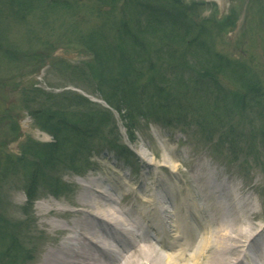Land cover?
Here are the masks:
<instances>
[{"label": "trees", "instance_id": "1", "mask_svg": "<svg viewBox=\"0 0 264 264\" xmlns=\"http://www.w3.org/2000/svg\"><path fill=\"white\" fill-rule=\"evenodd\" d=\"M91 1L90 11L106 19L110 31L81 33L85 46L82 48L94 55L89 63L93 71L109 72L100 81V92L128 127L133 128L136 118L143 116L172 126L195 127L208 142L229 151L234 160L264 157L257 150L258 144L264 148L262 81L243 61L216 49L217 37L236 22L234 12L216 20L199 18L197 2ZM44 2L50 10L65 13L76 0H0V57L6 60L2 65L13 66L19 49L17 41L2 32L3 28H10L8 17L27 20ZM5 78L0 75V84ZM68 93L51 96L30 88L21 97L22 103L38 102L35 109L26 106L54 141H29L27 150L17 157L6 154L4 159L0 154V264H17L19 257L25 254L28 258L30 252L22 243L27 231L25 222L7 216L5 192L16 180L11 175L17 174L19 167L33 169L25 177L29 202L36 198L40 185H51V192L58 194L53 177L45 174L55 164V154H67V148L73 154L71 167L75 171L86 168L91 145L101 138L103 127L113 123L108 109L95 106L80 94L72 100ZM64 99L70 102L67 104ZM79 106L83 109L79 110Z\"/></svg>", "mask_w": 264, "mask_h": 264}, {"label": "rangeland", "instance_id": "2", "mask_svg": "<svg viewBox=\"0 0 264 264\" xmlns=\"http://www.w3.org/2000/svg\"><path fill=\"white\" fill-rule=\"evenodd\" d=\"M185 1L192 2V0ZM207 2L215 3L216 7L203 10L201 17L208 16L212 12L214 14L212 18L223 20L231 8L236 10L239 17L237 23L233 27L226 28L217 37L216 49L243 61L256 72L264 87V0H207ZM91 3V0H76L72 3L74 7L63 13L55 9L50 10L44 2L27 20L19 21L14 20L12 16L8 17L10 28H3L2 32L5 31L16 40L19 49L13 66L8 63L2 65L6 60L0 57V65H2L0 75L9 79L8 82L2 81L0 84V110H3L2 115L5 116L0 117L2 158L5 159L6 154H11L13 157L23 155L22 152L27 150L25 146L32 140L29 137L39 142H48L52 139L51 134L41 131L38 127L39 124L34 120L32 110L26 106L28 102L22 103L21 97H24V93L26 94L30 88L40 89L51 96L70 91L67 95L72 100L75 94L82 96L86 94L96 98L93 102L95 106H107L100 92L102 85L100 81L109 72L92 70L89 61L85 62L90 55L84 52L82 48L84 45L80 40L81 33L86 34L99 29L110 31V24L106 26L107 20L93 15L90 11ZM41 49L45 51L39 52ZM37 51L39 53L34 55ZM32 55L34 60L26 57ZM55 57L63 60L53 64ZM13 72L16 75L11 77ZM230 83L233 85L231 81ZM99 100L101 101L98 102ZM64 101L67 104L70 102L69 99ZM37 103L28 105L35 109ZM80 107L79 110L83 109ZM17 114L21 117L18 121L20 126L17 122H11L8 117V115L16 117ZM114 114L120 138L127 142L129 149L136 154V156L132 155L131 159L118 158L115 152L105 148L97 140V144L102 147L93 152L92 169L87 174L78 176L71 167L73 154L65 146L67 154L63 151L64 155L60 156L62 153L58 151L53 158L55 164H51L49 169L45 170V174L52 176L59 191H67L66 194L56 197L48 194L47 189L42 190L40 198L32 204L27 203L24 190L27 185L25 186L24 179L33 169L29 166L19 167L17 174L11 175L16 180L5 192L7 216L25 222L27 231L22 237V243H25L30 251L28 258L24 254L23 257L18 258L17 264H40L43 253L47 251L46 248H52L66 234L65 230L55 229L51 221L56 219L63 222L69 216L42 215L39 209L40 203L50 201L60 208L73 210L76 208L73 204L78 197L77 193L82 181L97 178L96 176H103L101 180H118L117 183L123 185V192L125 189L133 188L135 193L143 192L142 198L130 194L120 201L121 208L130 209L128 218L136 220L137 212L144 206V196L148 192L146 190L151 188L153 182L159 183L163 189L161 184L167 186L170 181L176 188L183 187L185 193L194 194L197 193L195 189L198 184L197 176L205 174L206 177H212L214 188L219 190L217 194L221 202L232 200L233 206L239 207L243 204L240 198L250 196L255 201L254 205H258L257 210L260 212L254 220L245 219L244 222H258L257 229L259 231L264 229V198L260 192L264 188V168L260 167L264 164V160L252 161L253 157L248 161L243 158L237 161L230 160L228 151L213 150L212 145L206 143L195 128H175L145 118H138L140 121L133 132L134 140H132L123 125V118L118 116V113ZM105 129H107L105 135L109 139H114V125ZM260 145L258 144L257 150L261 156H264V148H260ZM139 151L145 156H141ZM24 157L27 158L26 155ZM164 157L171 162L166 164ZM28 158L33 160L32 157ZM50 160L52 163V158ZM222 180L228 182L225 187L220 188ZM43 186L40 185V190ZM114 194L118 193L114 192ZM179 194L183 195L181 192ZM119 250L121 252L122 248ZM117 256H120V253H117Z\"/></svg>", "mask_w": 264, "mask_h": 264}, {"label": "bare ground", "instance_id": "3", "mask_svg": "<svg viewBox=\"0 0 264 264\" xmlns=\"http://www.w3.org/2000/svg\"><path fill=\"white\" fill-rule=\"evenodd\" d=\"M164 162L171 161L164 157ZM211 178L199 174L194 194L170 181L160 183L163 189L153 182L144 189L148 192L136 220L128 218L130 209L121 208L120 201L130 194L142 198V191L123 192L118 180L82 181L73 210L40 203L42 215L69 216L51 221L66 234L46 248L40 264H264V229L258 231V222H244L258 214L253 199L241 197L239 207L232 200L221 202Z\"/></svg>", "mask_w": 264, "mask_h": 264}]
</instances>
